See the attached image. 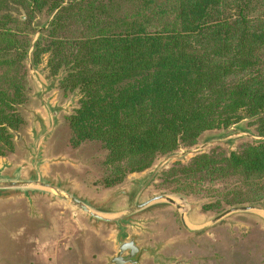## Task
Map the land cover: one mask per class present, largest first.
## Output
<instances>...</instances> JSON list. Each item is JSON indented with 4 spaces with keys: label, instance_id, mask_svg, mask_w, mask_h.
Wrapping results in <instances>:
<instances>
[{
    "label": "trees",
    "instance_id": "16d2710c",
    "mask_svg": "<svg viewBox=\"0 0 264 264\" xmlns=\"http://www.w3.org/2000/svg\"><path fill=\"white\" fill-rule=\"evenodd\" d=\"M42 11L51 17L31 61L46 55L48 77L79 96L69 143L101 145L107 188L204 131L248 119L264 136V0H0V155L14 147L8 129L24 123L29 19ZM161 176L181 194L219 196L216 205L261 201L264 140L197 154Z\"/></svg>",
    "mask_w": 264,
    "mask_h": 264
},
{
    "label": "rangeland",
    "instance_id": "374dc122",
    "mask_svg": "<svg viewBox=\"0 0 264 264\" xmlns=\"http://www.w3.org/2000/svg\"><path fill=\"white\" fill-rule=\"evenodd\" d=\"M17 11L13 13L20 20L27 18L24 9L20 7ZM22 14L25 15L24 19L20 18ZM50 17L49 12L42 11L29 19L28 31L32 41L47 25ZM45 60L46 55L39 63L41 65L32 72L24 62L29 91L27 101L18 110L24 123L17 130L20 134L18 140H14L11 134L14 143L11 152L0 155V160L25 165V175L29 174V153L33 144L31 135L39 130L35 117L42 114L44 120L49 122L38 96L42 89L40 84L52 81L48 77ZM43 97L52 106L61 107L58 124L46 143L45 156L51 161L44 167L46 176L56 182L66 178L72 181V184L69 183L72 189L85 200L109 199L108 209L127 206L134 197L133 185L136 180L148 176L162 158L146 170L129 173L122 181L107 188L103 183L108 174L104 163L106 151L101 145L87 141L72 147L69 143L67 117L77 106L79 96L76 92L65 95L54 85ZM248 122V119H244L228 128L204 131L196 144L178 148V156L167 162L163 170L177 162L186 164L197 151L210 154L213 150L226 153L239 150L242 144L256 138L252 135L254 127L249 126ZM187 149L191 152L184 155ZM120 190H125V194H116ZM162 192L176 191L165 187L160 175L146 188L140 200ZM184 196L192 203L188 220L194 224L208 222L229 208L223 203L216 205L217 200L221 201L219 196L206 197L194 193ZM16 199L0 201V264H109L116 254L115 225H92L89 219L69 206L49 202L44 197L33 199V212L28 210L25 198ZM251 203L264 206V198ZM135 218L139 224L142 223L133 229L128 228L129 237L135 239L137 246L147 249L138 264H264V213L249 211L230 214L197 233L187 232L180 224L179 214L168 206L155 207Z\"/></svg>",
    "mask_w": 264,
    "mask_h": 264
},
{
    "label": "water",
    "instance_id": "95a60500",
    "mask_svg": "<svg viewBox=\"0 0 264 264\" xmlns=\"http://www.w3.org/2000/svg\"><path fill=\"white\" fill-rule=\"evenodd\" d=\"M20 18L24 19L25 15L22 14ZM36 39L32 41L28 49L26 59L24 60L31 72L41 65H33L31 61V53L34 49ZM60 77L61 75L58 77L52 76V81L50 83L45 82L40 84L42 89L38 96L41 97L42 107L44 108L43 111H46L49 117V122L44 120L42 114L36 115L35 117L39 124V130L33 131L31 135L33 144L29 153V174L25 175L27 168L25 165H14L6 162L5 160H0V201L7 202L12 199L22 197L26 199L28 210L33 212L35 209L33 199L37 197H44L45 199H48L49 202L69 206L72 210L82 214L84 218L89 219L92 222V225H115L117 232L114 239L117 252L109 260V264L139 263L142 253L147 251V249L137 246L135 239L133 237H129L130 234H128V228L133 229L134 227L141 225L142 222L139 224V220L135 217L138 214L151 210L155 207L158 208L168 206L173 208V210L179 214L181 226L187 232L189 231L192 233L204 231L220 222L226 216L230 214L233 215L237 212L255 211L260 214L264 213V206H258L257 203L237 204V206H229L228 209L214 216L208 222L194 224L188 220V214L191 209H193L192 203L179 192H162L161 194H153L146 199L140 200L143 192L151 184V182L161 175L167 162L178 156V152H176L177 150L161 156L158 159L160 160L162 158L161 161L155 164V167L149 172L148 176L140 177L136 180L133 185V192H135V194L132 201L127 206L119 209H108V204L110 202L109 199L108 201L83 199L77 191L72 189L70 185L72 184V181L67 180V178L66 180H62V182H56L52 178L47 177L44 167L51 163V161H49L50 159L45 156L46 143L50 137L49 135L52 134L58 124V113L61 107L52 106L48 100L46 101V99H42V97L45 93L53 89L54 85H58ZM8 130L9 133L14 136V140L19 139L20 134L17 130ZM253 132L254 134L252 135L257 139L254 138L252 141L260 142L261 140H264V136H257L254 128ZM189 152L191 151L187 149L183 152V154L185 155ZM200 153L204 152H194V156ZM116 194H125V190H120Z\"/></svg>",
    "mask_w": 264,
    "mask_h": 264
},
{
    "label": "flooded vegetation",
    "instance_id": "af4514ba",
    "mask_svg": "<svg viewBox=\"0 0 264 264\" xmlns=\"http://www.w3.org/2000/svg\"><path fill=\"white\" fill-rule=\"evenodd\" d=\"M232 207V206H231ZM180 224H181V222H180Z\"/></svg>",
    "mask_w": 264,
    "mask_h": 264
}]
</instances>
